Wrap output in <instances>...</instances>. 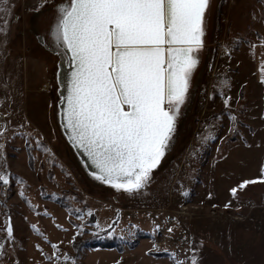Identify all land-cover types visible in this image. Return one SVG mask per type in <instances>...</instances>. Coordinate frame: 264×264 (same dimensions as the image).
<instances>
[{
  "label": "rangeland",
  "instance_id": "rangeland-1",
  "mask_svg": "<svg viewBox=\"0 0 264 264\" xmlns=\"http://www.w3.org/2000/svg\"><path fill=\"white\" fill-rule=\"evenodd\" d=\"M62 2L65 0H51L36 10L41 0H0V29L6 32H0V114L11 113L10 117L0 115V125L10 119L16 132L30 133L13 137L9 131L3 149L11 179L9 186L0 183V243H5L0 264L17 260L19 264H54L45 258V254L53 255L51 243L59 245L56 255L61 264L65 255L70 257L67 264H173L162 250L167 248L185 258L189 248L183 243L185 236L194 237L197 244L203 242L196 253L198 264H264V183L249 184L238 191L236 198L230 191L242 181L261 178L260 152L254 144L248 146L256 127L253 52L249 44L261 36L264 0H211L200 76L190 107L187 112L183 110L184 125L177 128L174 146L155 170L153 182L133 196L90 180L59 132V57L49 50L52 40L48 32L56 16L55 6ZM237 37L243 38V43L235 48L231 59L222 56L221 44ZM228 46L233 47L231 43ZM24 61L27 69L33 65L42 70L49 97L46 132L37 130L27 117L22 88H17ZM210 62L214 64L211 72ZM218 73L221 79L230 81L228 94L232 109L242 121L243 139L227 132L225 119L214 133L217 138L201 147L197 134L204 121L223 109L218 93L214 102L201 94L210 77ZM38 89L44 88L41 85ZM37 140L42 147H37ZM193 149L199 150L194 157L190 156ZM57 197L66 208L54 201ZM229 202L231 207L226 208ZM81 215L83 220L78 218ZM9 216L14 244L4 240ZM97 223L103 231L96 228ZM32 225L43 235L36 234ZM80 225L83 232L76 236ZM170 227L174 228L171 236L167 232ZM98 237L119 243L121 250L74 249L77 239L91 241ZM37 244L43 253L36 249ZM154 246L161 251H155ZM191 254L187 253L189 257Z\"/></svg>",
  "mask_w": 264,
  "mask_h": 264
},
{
  "label": "snow or ice",
  "instance_id": "snow-or-ice-1",
  "mask_svg": "<svg viewBox=\"0 0 264 264\" xmlns=\"http://www.w3.org/2000/svg\"><path fill=\"white\" fill-rule=\"evenodd\" d=\"M50 2L41 0L36 10ZM210 6L211 0H65L55 6L56 16L49 29L52 44L49 47L45 42L44 46L60 58L57 115L68 141L87 157L95 181L129 196L142 193L153 182L155 170L174 146L178 121L190 100L192 80L206 47ZM257 39L264 48V37L258 35ZM242 43L243 38L237 37L221 44L222 56L231 59L232 52ZM249 46L254 54L256 45ZM213 67L210 62L209 72ZM259 74V83L264 85V54ZM230 91V81L221 79L219 73L204 86L202 96L214 102L218 93L223 109L204 121L202 131L197 134L201 147L217 138L214 133L225 119L227 132L243 139L242 121L232 109ZM0 115L10 117L11 113ZM9 131L13 137L30 136L16 132L10 119L0 125V183L4 186H9L11 179L3 156ZM36 145L42 147L40 140ZM198 154L199 150L193 149L190 156ZM17 181L23 183L20 178ZM257 182L264 183V168L259 180L242 181L230 190L231 195L236 198L238 191ZM20 195L24 197L23 192ZM225 207H231V203ZM78 218L83 220L82 215ZM77 227L79 236L83 226ZM32 228L43 235L36 225ZM96 228L104 230L99 223ZM5 231V242L14 244L10 216ZM167 232L171 236L174 228H168ZM44 239L51 243L47 237ZM183 243L189 245L183 259L167 248L162 251L168 253L173 264H198L196 253L203 242L197 244L194 237L185 236ZM35 247L43 253L40 245ZM51 248L53 255L45 254V258L61 264L56 255L59 245L51 243ZM154 250L161 251L156 246ZM188 252L192 253L190 257ZM4 254L5 243H0V256ZM69 260L65 255L64 264Z\"/></svg>",
  "mask_w": 264,
  "mask_h": 264
},
{
  "label": "crops",
  "instance_id": "crops-1",
  "mask_svg": "<svg viewBox=\"0 0 264 264\" xmlns=\"http://www.w3.org/2000/svg\"><path fill=\"white\" fill-rule=\"evenodd\" d=\"M264 3V2H263ZM261 36L264 37V4H263V21H262V32ZM262 43L261 40L256 41L254 44L256 45L254 49L253 54V67H252V80H253V86L255 88V109H256V127L254 128L253 137L251 138V144L253 145V148H256L258 150V153L260 152V160L263 161L262 168H264V119H261L262 116H264V85H261L259 83V64L261 60L262 54H264V48L260 47V44ZM253 52V50H252ZM203 58V53L201 54V62ZM14 64V62H12ZM201 67V64H200ZM200 67L196 74L193 77L192 80V87L190 89V100L193 94V90L198 85L197 80L200 76ZM39 72V73H38ZM42 70L38 67H33V65H29L27 69V64L24 61V69L22 72L21 80H19L17 88H22V96L25 106H26V114L27 117H29L30 120L33 121V124H35V127L39 131H45L47 130L46 127V107L47 104H49V97L46 95V83L43 82L42 77ZM17 84V83H16ZM10 85V84H9ZM42 85V88L44 89H38ZM185 105L184 111H188V104ZM185 112V115H186ZM184 116V112L182 111V115L178 121L177 128L181 125V118ZM261 168V169H262Z\"/></svg>",
  "mask_w": 264,
  "mask_h": 264
},
{
  "label": "water",
  "instance_id": "water-1",
  "mask_svg": "<svg viewBox=\"0 0 264 264\" xmlns=\"http://www.w3.org/2000/svg\"><path fill=\"white\" fill-rule=\"evenodd\" d=\"M60 63V58L58 61V64ZM66 68V65H65ZM57 71H58V65H57ZM56 82H57V72H56ZM58 85V82H57ZM57 96H58V100L56 102V121H57V126L59 128V132L62 136V138L64 139L65 143L67 144L68 148L70 149V151L72 152L77 164L79 165V167L82 169V171L84 172V174L92 181L101 184L99 181H95L92 178L91 172L94 171L91 168L90 163L87 161V157L84 156L80 151H78L69 141H68V136L67 134L64 132V130L62 129L61 125H60V120L59 117L57 115L58 113V103H59V92L57 90Z\"/></svg>",
  "mask_w": 264,
  "mask_h": 264
},
{
  "label": "trees",
  "instance_id": "trees-1",
  "mask_svg": "<svg viewBox=\"0 0 264 264\" xmlns=\"http://www.w3.org/2000/svg\"><path fill=\"white\" fill-rule=\"evenodd\" d=\"M206 160L203 162V165H205ZM49 196H45V199H49ZM58 205L62 206L63 208H66V205L62 202L61 199H55L54 200ZM74 249L79 250L81 248L86 249H111V248H117L118 250H121V245L119 243H116L114 241H107V240H100V237L95 238L91 241L84 240L79 241L78 239L74 243Z\"/></svg>",
  "mask_w": 264,
  "mask_h": 264
},
{
  "label": "flooded vegetation",
  "instance_id": "flooded-vegetation-1",
  "mask_svg": "<svg viewBox=\"0 0 264 264\" xmlns=\"http://www.w3.org/2000/svg\"><path fill=\"white\" fill-rule=\"evenodd\" d=\"M48 34H49V32H48ZM49 38H51L50 36H49ZM51 40V39H50Z\"/></svg>",
  "mask_w": 264,
  "mask_h": 264
}]
</instances>
